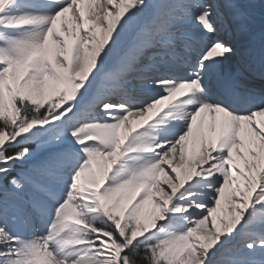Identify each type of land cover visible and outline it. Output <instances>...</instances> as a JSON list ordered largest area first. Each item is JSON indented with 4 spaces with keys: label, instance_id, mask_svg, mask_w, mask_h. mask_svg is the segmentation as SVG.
I'll list each match as a JSON object with an SVG mask.
<instances>
[{
    "label": "snow or ice",
    "instance_id": "obj_1",
    "mask_svg": "<svg viewBox=\"0 0 264 264\" xmlns=\"http://www.w3.org/2000/svg\"><path fill=\"white\" fill-rule=\"evenodd\" d=\"M0 264H264V0H0Z\"/></svg>",
    "mask_w": 264,
    "mask_h": 264
},
{
    "label": "bare ground",
    "instance_id": "obj_2",
    "mask_svg": "<svg viewBox=\"0 0 264 264\" xmlns=\"http://www.w3.org/2000/svg\"><path fill=\"white\" fill-rule=\"evenodd\" d=\"M241 2H244V0H241ZM257 2H258V0H257Z\"/></svg>",
    "mask_w": 264,
    "mask_h": 264
}]
</instances>
